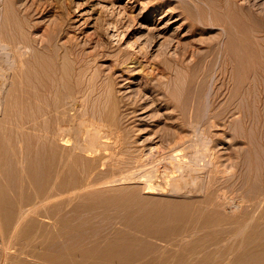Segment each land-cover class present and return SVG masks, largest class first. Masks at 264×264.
Wrapping results in <instances>:
<instances>
[{
  "label": "rangeland",
  "instance_id": "rangeland-1",
  "mask_svg": "<svg viewBox=\"0 0 264 264\" xmlns=\"http://www.w3.org/2000/svg\"><path fill=\"white\" fill-rule=\"evenodd\" d=\"M238 1L243 6H239ZM80 123L81 126H84L83 128H81ZM85 124L90 127L97 125L99 132L104 135L103 141L109 138L108 144H103L106 147L100 148L99 152L105 157L104 159L99 160L93 156H88L87 152L75 150L78 141L76 139H80L81 135L83 137L79 140L80 142L81 140H89V135L86 134L88 127ZM0 127V139H2L0 140V165L2 166V168L0 166V177L2 178H0V190H2L0 202L3 204L7 202L5 206L8 204L6 206V210L9 212H7L8 216L11 214L8 218L4 212V205L0 203L2 205L0 214L3 209V213H5L4 217L2 215L4 221L0 216L2 219L0 222V241L5 240L4 243L0 242V252L5 253V246L7 242L9 244L7 245L9 247L5 253L6 256L0 253V264H9V262L14 264L15 256L19 255L20 250L24 252L22 254L23 259L27 255V258H33L32 253L42 256L47 241L51 239L64 241L65 239L60 230L68 227L59 223L56 219L59 212L51 211V205L47 204L45 196L46 186L48 188L49 185L45 183L48 181L47 168L38 163V171L42 175H36L32 165L30 166L32 155L43 153L54 144L58 149L60 164L67 160V157L69 165L73 162L76 163L75 159L79 155L82 156L80 164L77 163L74 166L78 172L74 170L65 177L67 186L64 194H67L64 198L66 197L68 204L66 203L62 214H66V217L73 216L74 222H78L77 220L87 222H84L85 231L83 229V232L77 230L78 233L82 232L84 238H89L91 232V235H95L93 237L95 239L98 230H100L98 235L101 236L97 235V238H102L103 234V238L104 236L107 237L105 233L112 236L120 230L127 231L128 234L132 233L142 240L146 238L155 244V250L159 247L163 249L157 250L161 254L153 250L145 255V257L149 256L146 259L151 257L150 260L154 261V264H180L181 262H178L180 256L186 255L189 249H192L188 248L191 246L195 249L191 250L192 252L189 251V256H182L184 260L181 257V264L186 262L190 264L193 261L189 259L190 257L195 261L192 264H202V262L214 264L220 258L222 259L216 264H221V261L222 264H235L237 261V264H259L261 262L262 259L254 261L255 258L252 256L250 259L251 256L248 255L264 247L262 246V244L264 245V215H261L264 214V200H262L264 199V0H0ZM75 128L79 130L77 133ZM110 128H113L114 131ZM115 128L119 132L115 131ZM81 129L83 133H81ZM60 130L64 131L60 132ZM68 130L74 131V133H69V135ZM111 130L114 132L113 134ZM74 134H78L79 138ZM61 135H69L67 139L72 140L66 143ZM111 135L116 138L111 137ZM73 136L76 137L73 138ZM114 139L115 141L117 139L118 142H115ZM3 140H6L8 144L4 143ZM119 143L124 144L123 148ZM112 144L119 146L118 148L121 150L118 148V151L115 150L116 146ZM6 145H9V148ZM10 145L12 146L10 147ZM111 147L115 149L112 150ZM107 149L110 150V153H106ZM138 150L141 151L140 154ZM112 151L118 154L112 155ZM132 154H138V158ZM108 157L109 159L113 158L112 162L115 159L116 164L115 162L112 163ZM143 157L144 159H142ZM153 157L154 163H151ZM157 158L159 159L157 160ZM94 159L95 167H100L101 171L97 185H94L96 188L93 187L102 190V196L107 199L113 196L124 198L125 208L117 207L114 204L116 200L113 199L109 202H99L98 206L88 210H79L80 212L73 210L75 204H71L72 198L76 200L80 198L82 200L76 202L83 203L88 201L83 196L91 195L89 192L92 191L89 190L91 186L79 185V181L82 182L81 179L85 181L87 162ZM133 159H139L136 160L138 164ZM142 160L148 163L143 162L142 164ZM103 161L105 166H108L106 169H103L105 168L104 165L102 167ZM155 161H158V164ZM163 162L167 163L168 166ZM185 162L187 163L185 164ZM146 165L149 169H146ZM151 165L156 167L160 174L152 173L154 168ZM115 166L116 168H114ZM136 167L137 170L144 168L147 172L153 169L148 172L150 175H147L145 180V175L148 173L144 174L142 169L140 173L139 171L137 174L135 173L138 177L135 174L132 177L133 174L131 175V173L132 171L133 173L136 172ZM159 167L163 172L159 170ZM3 168L5 170L6 168L7 170L14 168L15 170L10 175L9 171L6 173ZM163 168L169 172H164L165 169ZM178 168L179 170L184 168V170H180V172L177 170ZM189 169L195 172L190 173ZM176 172L177 174H175ZM183 173L185 174L183 175ZM140 174L142 176L144 174L143 180L139 176ZM153 174L154 176L157 175V178H154ZM115 175L119 177V180L116 179L117 176ZM174 175H178L176 176L178 178L180 176L186 177L185 181L181 177L183 180L181 181L186 185V188L187 185L188 187L190 185L189 189L193 188L191 185L194 186V190L191 189V192H195L197 187L205 188L203 189L204 192L200 189L204 195L200 193L199 189L196 190L199 191L198 193L195 192L196 197L199 196L197 199L206 196L205 194H208L211 189H218L219 191H216L213 198L217 203L222 201L223 205L220 204L221 206L217 207L213 206L215 204L206 202L201 204L194 202L186 205L182 209L184 219L181 225L168 230L161 235L162 238H154L126 226L121 217L124 212L130 211V208L131 210L147 212L163 205L166 199L184 200L188 198L189 200L191 197L192 199L195 198L193 192L189 196L190 190L187 194L188 188L184 190L185 186L178 187L181 183L180 178L177 183L179 185L176 186L177 181L175 182V180L177 178ZM242 176L245 177L242 178ZM11 177H15V180ZM127 178L133 181L131 182ZM131 178H135V180ZM169 178H173L171 181L175 182L176 185ZM72 179L77 182H72ZM105 179L109 182H105ZM125 179L129 182L124 181ZM153 179L155 180L153 181ZM202 179L203 181H201ZM60 181H62L61 178L56 179L57 184ZM148 181L151 185L156 184L158 187L153 186L149 189L151 185ZM17 182L19 185L16 184ZM111 182L115 185H112ZM213 182H216V185ZM146 183L149 186L145 185ZM171 184L175 185V190L173 189L174 186L170 188ZM8 186L10 190L7 188ZM97 186L99 187L97 188ZM83 189L84 191H82ZM73 191H76L77 197ZM216 195L217 197H215ZM68 197H71V202ZM248 197L249 199H247ZM57 199H60L59 194ZM40 201L42 205L39 204ZM13 202H15L16 208H14ZM244 202L247 204L245 205ZM239 204L240 207L237 206ZM258 204L259 207L256 208ZM210 205L212 206L210 207ZM31 206L32 208L35 206L33 210L37 209L33 212ZM20 207L24 208L20 210ZM23 209L25 210L23 211ZM212 209L216 211L212 212ZM106 210L107 212L101 215ZM113 210L115 211L113 212ZM27 211L29 212L25 214ZM31 211L32 213H30ZM42 212L46 214L45 218L41 214ZM81 212H88L89 215L88 213L82 215ZM34 213L37 215L34 216ZM26 215L34 218L30 219L25 217ZM97 215L102 217L98 216L97 218ZM109 215L110 218L108 219ZM89 217H93L96 221L92 219L89 223V220L86 219ZM49 218L54 221L51 220L49 223ZM99 218L101 221L98 220ZM25 219L31 221L27 223ZM33 219L35 223L39 221L36 224L35 232L30 235L26 233L27 236H25L22 232L24 227L21 226L23 224L26 226L27 224H35ZM197 219L199 221L196 222ZM18 220H23V222L20 221L22 224H19ZM218 220L221 223H217ZM242 221L244 223L241 226ZM42 222H47V224ZM194 222L197 224H193ZM76 224L74 223V225ZM90 224H94L95 227ZM219 224H223V227L221 225L220 228ZM51 225L53 226L52 229ZM15 226H20V228L15 230ZM185 227L188 228V231ZM57 230H59V234L56 233ZM16 231H21L22 236L19 232L17 235ZM77 231L74 232L77 234ZM92 231L96 234L94 232L92 234ZM249 231L250 233H248ZM257 231H260V237H258ZM42 232L44 233L40 234ZM74 232L70 231L66 237L72 236ZM189 232L192 233H190L191 238ZM76 234L74 235L79 237L80 234ZM16 239L22 244L17 243ZM12 241L17 242L14 245ZM29 241L31 248H29L30 245H27ZM24 243L27 244L24 245ZM256 244L261 246H256ZM34 245L36 246L34 247ZM33 247L36 249L34 250ZM30 249L36 253L32 250L30 252ZM197 252L201 256L200 258H198ZM154 253L159 254V256ZM8 255H10L9 261L7 260ZM154 255L155 257H152ZM204 255L208 262L204 259ZM195 256L201 259V263ZM4 257H6L5 260ZM208 257L211 259L208 260ZM33 259L42 260L35 257ZM165 259L168 260L165 262ZM174 260L177 261L174 263ZM244 260L245 262H243ZM2 261L3 263H1ZM158 261L160 262L158 263Z\"/></svg>",
  "mask_w": 264,
  "mask_h": 264
},
{
  "label": "bare ground",
  "instance_id": "bare-ground-1",
  "mask_svg": "<svg viewBox=\"0 0 264 264\" xmlns=\"http://www.w3.org/2000/svg\"><path fill=\"white\" fill-rule=\"evenodd\" d=\"M165 1H168V0H165ZM170 1V0H169ZM141 3H143V2H141ZM172 3V2H171ZM238 3V5L239 6H243L242 4H239V1L237 2ZM227 10H229L228 8H227ZM227 21V20H226ZM234 27V26H233ZM227 29V28H226ZM236 29V28H235ZM238 30V29H237ZM18 48H19V46H18ZM26 49V48H25ZM27 50V49H26ZM26 50H24L25 52H26ZM19 51H20V49H19ZM24 54V53H23ZM20 55V54H19ZM21 55H22V53H21ZM231 59V58H230ZM230 62V61H229ZM232 62V61H231ZM232 65V64H231ZM250 92V91H249ZM254 92V91H253ZM124 103V102H123ZM126 106V105H125ZM134 108V107H133ZM125 109V108H124ZM132 110V109H131ZM134 111H136V110H134ZM126 112V111H125ZM130 113V112H129ZM124 114V113H123ZM133 114V113H132ZM74 119H76V117H74ZM87 121V120H86ZM80 122V121H79ZM79 122H77V123H79ZM91 122V121H90ZM84 123V122H83ZM71 125V124H70ZM86 125V124H85ZM91 126H92V124H90ZM58 126V125H57ZM72 126V125H71ZM78 126H79V124H78ZM80 126H81V123H80ZM87 126V125H86ZM97 125H93V127H90V126H87L88 128V131H87V135H89V140L87 139V140H85V141H83V140H81V142L83 141V143H81L79 140L80 139H82L81 137H83L82 135H81V133H83L82 132V129H81V133H79L81 136H80V139H76V141L78 142H76V141H74V142H76V151L78 150V151H83V152H87L88 153V156H93L94 158H96V159H99V160H101L102 158L104 159L105 157L102 155V154H100L99 152H100V148H102V147H106L105 145L103 146V144L105 143V144H108L107 143V140L109 139L108 137V139H105V141H103L102 140V138L104 137V135H102L100 132H99V130H98V128L96 127ZM84 126L82 125L81 126V128H83ZM59 129H60V127H58ZM79 128V127H78ZM78 128H77V130H76V128L74 129V130H76V133L80 130V128H79V130H78ZM86 128V127H85ZM84 128V129H85ZM90 128V129H89ZM102 128V127H101ZM117 128V127H116ZM115 128V131L117 130ZM0 129H1V127H0ZM63 129H65V128H63ZM67 129V128H66ZM87 129H85V130H87ZM100 129V128H99ZM107 129V128H106ZM106 129H104V130H106ZM109 129V128H108ZM110 129H113V128H110ZM73 130V129H72ZM85 130H83V131H85ZM102 130H103V128H102ZM64 131V130H63ZM63 131H61L60 130V132H63ZM93 133H92V132ZM110 131V130H109ZM113 131H114V129H113ZM112 130H111V132H112V134L114 133ZM52 132H54V131H52ZM67 132V131H66ZM106 132V131H105ZM110 132V133H111ZM117 132H119L118 130H117ZM116 132V133H117ZM55 133V132H54ZM57 133V132H56ZM73 134L74 133V131L73 132H71V131H69L68 130V134ZM85 133V132H84ZM65 134H67V133H65ZM69 134V135H70ZM85 134V135H86ZM1 135V134H0ZM11 135V134H10ZM69 135H64L65 137H66V139H65V137L64 136H62V138H64V140H65V142L67 143V141L68 142H70L71 140H69V139H67L68 137L67 136H69ZM74 135H76V134H74ZM84 135V136H85ZM118 135H120L119 133H118ZM78 138H79V135L77 134L76 135ZM76 136H73V138L74 137H76ZM108 136V135H107ZM110 136V135H109ZM7 137V136H6ZM8 137H9V135H8ZM56 137H57V135H56ZM71 137V136H70ZM88 137V136H87ZM111 137H113L112 135H111ZM110 137V138H111ZM118 137V136H117ZM121 137H123L122 135H121ZM57 138H59V137H57ZM61 138V139H62ZM72 138V137H71ZM113 138H116L115 136L113 137ZM7 139V138H6ZM52 139H54V138H52ZM60 139V140H61ZM85 139V138H84ZM112 139V138H111ZM119 139V138H118ZM123 139V138H122ZM0 140H2V139H0ZM58 140V139H57ZM102 140V141H101ZM133 140V139H132ZM4 141V140H3ZM54 141H56V139H54ZM62 141H63V139H62ZM62 141H61V143H62ZM114 141H115V139H114ZM116 141H117V139H116ZM115 141V142H116ZM120 141H122V142H124L123 140H120ZM119 141V142H120ZM6 142V140L4 141V143ZM52 142V141H51ZM51 142H50V144H51ZM58 142V141H57ZM74 142H71L72 144L74 143ZM111 142V141H110ZM118 142V141H117ZM121 142V143H122ZM3 143V142H2ZM7 143V142H6ZM47 143H49V142H47ZM54 143V142H53ZM59 143V142H58ZM65 143V144H66ZM70 143V144H71ZM121 143H119L120 145H121ZM135 143V142H134ZM133 143V144H134ZM8 144V143H7ZM14 144H15V142H14ZM13 144V145H14ZM62 144H64V142L62 143ZM111 144V143H110ZM115 144V143H114ZM114 144H112V145H114ZM117 144V143H116ZM5 145V144H4ZM59 145V144H58ZM67 145H69V144H67ZM124 145V144H123ZM123 145H121V148H123L122 146ZM7 146V145H6ZM12 145H10V147H11ZM33 146V145H32ZM36 146V145H35ZM43 146V145H42ZM73 146V145H72ZM110 146V145H109ZM114 146H116V145H114ZM113 146V147H114ZM113 147H111L110 149H112V150H114L115 148V150H117L118 151V147L119 146H116L114 149H113ZM5 148V147H4ZM7 148H9V145L7 146ZM6 148V149H7ZM67 148H69V147H67ZM108 148V147H107ZM118 148V149H117ZM14 149V148H13ZM34 149H35V147H34ZM45 149V148H44ZM74 149V148H73ZM158 149V148H157ZM29 150V149H28ZM61 150V149H60ZM71 150V149H70ZM119 150H121V149H119ZM142 151H143V149H141ZM62 151H63V149H62ZM68 151H69V149H68ZM74 151V150H73ZM109 151V152H108ZM129 151V150H128ZM139 151V150H138ZM154 151V150H153ZM156 151V150H155ZM64 152V151H63ZM62 152V154H64ZM105 152H106V150H105ZM113 152V153H112ZM111 153H112V155L113 154H118V153H115L114 151H112ZM122 152V151H121ZM140 152L141 151H139V154H140ZM3 153V152H2ZM6 153H7V151H6ZM28 153H29V151H28ZM87 153H85V154H87ZM106 153H110V150H108L107 149V152ZM119 153H120V151H119ZM133 153V152H132ZM153 153V152H152ZM22 154V153H21ZM73 154V153H72ZM121 154V153H120ZM142 154H143V152H142ZM203 154V153H202ZM13 155V154H12ZM98 155V156H97ZM108 155H110V154H108ZM115 155V156H116ZM121 155H123V154H121ZM130 155H131V151H130ZM129 155V156H130ZM132 155H136V154H132ZM155 155V154H154ZM16 156H18L17 154H16ZM68 156V155H67ZM138 156V154L136 155V158H138L137 157ZM163 157H164V155H162ZM166 156V155H165ZM209 156V155H208ZM212 156V155H211ZM5 157V156H4ZM65 157V156H64ZM116 157H118V156H116ZM148 157V156H147ZM160 157V156H159ZM8 158H10V157H8ZM89 158V157H88ZM91 158V157H90ZM119 158H120V156H119ZM118 158V159H119ZM126 158V157H125ZM129 158V157H128ZM131 158V157H130ZM156 158V157H155ZM161 158V157H160ZM187 158V157H186ZM192 158H193V156H192ZM216 158V157H215ZM12 159H13V157H12ZM25 159V158H24ZM70 159V158H69ZM107 159V158H106ZM108 159H109V157H108ZM117 159V158H116ZM124 159V158H123ZM142 159H144V157L142 158ZM150 159H152V158H150ZM159 158H157V160H158ZM162 159V158H161ZM173 159V158H172ZM189 159V158H188ZM3 160H4V158H3ZM9 160H11V159H9ZM71 160V159H70ZM69 160V161H70ZM81 160H82V156H78L76 159H75V162L76 163H71L70 165H69V162H68V157H67V160H65L62 164H60L59 163V158H58V149H57V146H55V144H54V146H50V147H48V149H46L45 150V152H43V153H35V155H32L31 156V163H30V166L32 165V167H33V171L35 172V174L36 175H38V174H41V173H39V171H38V163H40V164H42L43 166H44V168H47L46 170H47V179H48V181L47 182H45V183H47V184H49L48 185V188H47V186H46V190L47 191H45L46 192V195H45V193H44V195L46 196V200H47V204L50 206L51 205V209H50V207L48 206V208L51 210V211H53V212H59V215L57 216V218L56 219H58V221H59V223L60 224H62L63 226L65 225V227H68V228H64V229H62V230H60L61 232L60 233H62L63 234V236L65 237V239H64V241H57V240H54V239H51V240H49V241H47V243H46V246H45V252L43 253V255L42 256H39V255H35L34 253H32V255L35 257V258H37V259H42V260H38V261H36V260H34L32 257L30 258H27L28 257V255H27V257H25L24 259H23V257H22V254L24 253L22 250H20V253H18L19 255H17V256H15V263L14 264H154L153 262L154 261H152V260H150L151 259V257H150V259H146V258H148L149 256H147V257H145V255H147L148 253H150V252H152L153 250H155V244L154 243H152L151 241H148V240H146V238H144L143 240H145V241H143L140 237L139 238H137V237H135V235H133L132 233H130V234H128V232L127 231H118V232H115L114 230H112V231H114L113 233H114V235L112 234V236H111V234H108V233H105V234H107V237H105L104 236V238H103V235H102V238H99L100 236L98 235V233L100 232V230H98L99 232L96 234L94 231H92V234H93V232L96 234V238L94 239L93 237L95 236V235H91V232H90V237L88 238V237H86V238H84V235L82 234V232H83V230H84V228H85V225H84V222L85 223H87L86 221H80L79 222V220H77L78 222H74V219L72 218V217H66L65 215L66 214H62L63 212H64V208H65V206H66V203L68 202V201H66V197L64 198V196L67 194H64L65 193V188H66V186H67V184H66V179H65V177L66 176H69V175H67L69 172H73L74 170H76L75 169V165L77 164V163H79V162H81ZM110 161L111 160H113V158L111 159H109ZM108 160V161H109ZM137 160V159H136ZM135 159H133V161H136ZM139 160V159H138ZM137 160V161H138ZM146 160V159H145ZM153 162L151 161V163H154V157H153ZM194 160V159H193ZM7 161V160H6ZM104 161H106V160H104ZM104 161H103V163H102V167H103V165H104V167L105 168H103V169H106V167H108V166H105V164H104ZM110 161H109V163H110ZM137 161H136V163H137ZM147 161V160H146ZM146 161H141L142 162V164H143V162H145L146 163ZM150 161V160H149ZM165 161V160H164ZM170 161V160H169ZM176 161V160H175ZM191 161V160H190ZM2 162V161H1ZM4 162V161H3ZM2 162V163H3ZM17 162V161H16ZM45 162V163H44ZM107 162V161H106ZM112 162V161H111ZM113 162H115V164H116V161H115V159H114V161ZM112 162V163H113ZM167 162V161H166ZM171 162V161H170ZM212 162V161H211ZM136 163H133V164H136ZM144 163V164H145ZM148 163V162H147ZM146 163V164H147ZM155 163H157L158 164V161L156 162L155 161ZM159 163H160V160H159ZM172 163V162H171ZM182 163H184V162H182ZM182 163H180V164H182ZM187 162H185V164H186ZM215 163V162H214ZM8 164V163H7ZM24 164V163H23ZM80 164V163H79ZM111 164V163H110ZM132 164V165H133ZM138 164V163H137ZM140 164V163H139ZM163 164H165L164 162H163ZM162 164V165H163ZM173 164V163H172ZM4 165V164H3ZM18 165V164H17ZM25 165V164H24ZM106 165H108L107 163H106ZM161 165V164H160ZM161 165V166H162ZM166 166H168V164L166 163L165 164ZM188 165V164H187ZM192 165V164H191ZM1 166V165H0ZM111 166V165H110ZM137 166V165H136ZM147 166L148 165H146V169H149V168H147ZM152 166V165H151ZM154 166H156V164H154ZM157 166H159V165H157ZM160 166V167H161ZM176 166V165H175ZM190 166V165H189ZM215 166V165H214ZM7 167V166H6ZM15 167H17V166H15ZM26 167V166H25ZM25 167H24V169H25ZM42 167V166H41ZM138 167V166H137ZM137 167H136V172L134 171V173H133V171H132V173H131V175H132V177L133 176H135L136 174H137V172L139 171V173H140V170L142 169L143 170V173L144 174H146V173H148V172H150L152 169H150L148 172L147 171H145L144 170V168H141L140 170L138 169L137 170ZM140 167H142V166H140ZM150 167V166H149ZM159 167V168H160ZM171 167V166H170ZM183 167V166H182ZM218 167V166H217ZM220 167V166H219ZM1 168H2V166H1ZM8 168V167H7ZM7 168H6V173H7V171H9V174L10 175H12V173L14 172V168H9L10 170H7ZM78 169H79V167H77ZM84 168V167H83ZM100 168V167H99ZM98 168V166H96L95 167V159L94 160H89L88 162H87V167H86V178H85V181L83 180V179H81V181L82 182H80L79 181V185H87V186H91L90 188H89V190H92V191H89V192H91V195H86V196H83L84 198H86L87 200H85L84 198H83V200H85V201H87V202H83V203H77L76 201H81L80 200V198L78 199V200H76V199H74V198H72V200H73V202H76V203H71L72 205L73 204H75L74 206H73V210L74 211H81V210H83V209H89V208H95L96 206H98V204H99V202H109V201H111V200H113V199H115L116 200V202L114 203L115 205H117V207H120V208H125V204H124V198H121V197H118V196H113V197H111L110 199H107V198H105L104 196H102V190H99V189H95L96 188V186H94L95 184L97 185V181H98V178L100 177V169ZM113 168V167H112ZM114 168H116V166L114 167ZM158 168V169H159ZM167 169H169V167H166ZM172 168V167H171ZM181 168V167H180ZM185 168V167H184ZM184 168L183 169H180V170H184ZM197 168V167H196ZM211 168V167H210ZM216 168V167H215ZM2 169V170H3ZM18 169V168H17ZM16 169V171L18 172V170ZM27 169V168H26ZM30 169H32V168H30ZM102 169V170H103ZM109 169V168H108ZM157 168L155 167L154 168V170L152 171V173H155V174H157L158 172H157V170H156ZM163 169H165V168H163ZM176 169V168H175ZM187 169V168H186ZM198 169V168H197ZM3 170V171H4ZM80 170V169H79ZM156 170V171H155ZM159 170H162L161 168L159 169ZM158 170V171H159ZM177 170H179V168L177 169ZM179 170V171H180ZM188 170V169H187ZM190 170V169H189ZM211 170V169H210ZM41 171H43V170H41ZM77 171V170H76ZM106 171V170H105ZM108 171V170H107ZM110 171V170H109ZM121 171H123V170H121ZM127 171V170H126ZM155 171V172H154ZM165 171H168L169 172V170H164V172ZM171 171V170H170ZM20 172V171H19ZM78 172V171H77ZM111 172V171H110ZM120 172V171H119ZM142 172V171H141ZM160 172V171H159ZM162 172H163V170H162ZM172 172V171H171ZM171 172L170 173H168V177H169V174H171ZM181 172V171H180ZM185 172V171H184ZM190 173H193V172H195V171H193L192 172V170H190L189 171ZM188 172V173H189ZM203 172V171H202ZM104 173V172H103ZM129 173V172H128ZM126 174V175H128L129 177H131L129 174ZM136 173V174H135ZM138 173V174H139ZM186 173V172H185ZM185 173H183V175L185 174ZM190 173H189V175H190ZM198 173V172H197ZM3 174V173H2ZM19 174V173H18ZM54 174H55V176H54ZM80 174V173H79ZM106 174H108L107 172H106ZM116 174V173H115ZM120 174V173H119ZM135 174V175H134ZM144 174H143V176L140 174L139 176H141V178L142 177H144ZM158 174H160V173H158ZM175 174H177V172L175 173ZM179 174H181V173H179ZM5 175V174H4ZM22 175V174H21ZM20 175V176H21ZM42 175V174H41ZM40 175V176H41ZM83 175V174H82ZM124 175V174H123ZM126 175H124V176H126ZM147 175H150L149 173L148 174H146L145 175V180H146V178L148 177ZM162 175V174H161ZM160 175V176H161ZM164 175H165V173H164ZM167 175V174H166ZM3 176V175H2ZM7 176H8V174H7ZM18 176V175H17ZM110 176H111V174H110ZM115 176H117V175H115ZM127 176V177H128ZM137 176V175H136ZM147 176V177H146ZM153 176H154V174H153ZM157 176V175H156ZM156 176H154V178L156 177ZM175 176V175H174ZM173 176V177H174ZM176 176H178V175H176ZM175 176V177H176ZM195 176V175H194ZM198 176V175H197ZM6 177V176H5ZM16 177V176H15ZM14 177V178H15ZM32 177V176H31ZM42 177V176H41ZM74 177H76V176H74ZM114 177V176H113ZM121 177V176H120ZM138 177V176H137ZM137 177H136V179H137ZM167 177V176H166ZM171 177V176H170ZM181 177H182V179H184V181H185V178H184V176H180L179 178H180V181L182 180L181 179ZM245 177V176H244ZM243 176H242V178H244ZM251 177V176H250ZM254 177V176H253ZM1 178V177H0ZM8 178V177H7ZM12 178V177H11ZM14 178H12V179H14ZM18 178V177H17ZM21 178V177H20ZM59 179V178H61L62 179V181H60V183L59 184H57L56 183V179ZM119 177L117 176V180H119L118 179ZM123 178H126V177H123ZM150 178L152 179V176H150ZM157 178V177H156ZM159 178V177H158ZM177 178V180H175V182H176V184L178 183V177H176ZM176 178H174V179H176ZM195 178V177H194ZM199 178V177H198ZM255 178V177H254ZM2 179V178H1ZM128 179V178H127ZM127 179H125L124 181H127ZM131 179H134L135 180V178H131ZM160 179V178H159ZM162 179V178H161ZM170 179V178H169ZM168 179V180H169ZM173 179V178H172ZM172 179H170V181L172 180ZM217 179V178H216ZM5 180V179H4ZM15 180V179H14ZM32 180V179H31ZM38 180V179H37ZM115 180V179H114ZM117 180H115V181H117ZM129 180V179H128ZM141 180V179H140ZM142 180H143V178H142ZM148 180V179H147ZM150 180V179H149ZM155 179H153V181H154ZM167 180V179H166ZM187 180V179H186ZM200 180V179H199ZM3 181V180H2ZM1 181V182H2ZM8 181V180H7ZM18 181V180H17ZM74 181H76V180H73L72 179V182H74ZM113 181V180H112ZM115 181H114V183H115ZM121 181V180H120ZM119 181V183H121ZM129 181H131V180H129ZM129 181H127V183L129 182ZM133 181V180H132ZM131 181V182H132ZM137 181V180H136ZM151 181V180H150ZM152 181V182H153ZM157 181V180H156ZM170 181H167V182H170ZM174 181V180H173ZM179 181V182H180ZM183 181V180H182ZM181 181V183H183ZM201 181H203V179L201 180ZM211 181V180H210ZM250 181H251V179H250ZM14 181L12 180V183H13ZM43 182V181H42ZM49 182V183H48ZM68 182V181H67ZM77 182V181H76ZM76 182H74V183H76ZM104 182V181H103ZM105 182H107L106 181V179H105ZM109 182V181H108ZM107 182V183H108ZM138 182H139V179H138ZM149 182V181H148ZM151 182V183H152ZM158 182V181H157ZM166 182V181H165ZM164 182V183H165ZM172 182V181H171ZM170 182V183H171ZM175 182H172L173 184H175ZM186 182H188V180L186 181ZM193 182V181H192ZM197 182H199V181H197ZM196 182V183H197ZM247 182V181H246ZM255 182V181H254ZM113 183V184H114ZM125 183V182H124ZM136 183V182H135ZM156 183V182H155ZM180 183V186H178L179 184H175L176 186H178V187H181V185H183V186H185V189L184 190H186L187 188V190H186V192H187V194L189 193V192H191V189H193L194 188V186H192L191 185V187H193V188H190L189 189V187H190V185H189V187H188V185H187V188H186V185H184V183L183 184H181ZM190 183V182H189ZM189 183H187V184H189ZM199 183H203V182H199ZM215 183V185H216V182H213V184ZM2 184V183H1ZM9 185H10V182L8 183ZM16 184H18L19 185V183L17 182ZM24 184V183H23ZM44 184V183H43ZM70 184H71V182H70ZM104 185H105V183H103ZM111 184H112V182H111ZM112 184V185H113ZM118 184V183H117ZM131 184V183H130ZM134 184V183H133ZM143 184V183H142ZM141 184V185H142ZM149 184H150V182H149ZM149 184H145V185H147V186H149ZM162 184V183H161ZM167 184V183H166ZM173 184H171L170 185V188H171V186L173 187L174 186V190H175V185H173ZM186 184V183H185ZM206 184H208V183H206ZM210 184V183H209ZM218 184V183H217ZM249 184V183H248ZM252 184V183H251ZM99 185V184H98ZM115 185V184H114ZM151 185V184H150ZM194 185H196V186H199V185H197V184H194ZM212 185V184H211ZM242 185V184H241ZM74 186V185H73ZM95 188H94V187ZM100 186V185H99ZM99 186H97V188L99 187ZM107 186H109L108 184H107ZM107 186H104V187H107ZM121 186V185H120ZM125 186V185H124ZM144 186V185H143ZM158 187V185L156 186V184H154V185H151V186H149V189H151L152 187ZM166 186H168V185H166ZM183 186H182V188H183ZM195 186V187H196ZM201 186V185H200ZM204 186V185H203ZM250 186V185H249ZM251 186H253V185H251ZM255 186V185H254ZM5 187V186H4ZM17 187V186H16ZM15 187V188H16ZM77 187V186H76ZM85 187V186H84ZM100 187H103V186H100ZM116 187V186H115ZM163 187V186H162ZM177 187V188H178ZM206 187V186H205ZM208 187V186H207ZM206 187V188H207ZM211 187V186H210ZM213 187V186H212ZM215 188H216V186H214ZM217 187H219V186H217ZM241 187V186H240ZM8 189H9V186L7 187ZM14 188V187H13ZM68 188V187H67ZM88 188V187H87ZM147 188V187H146ZM145 188V189H146ZM169 188V187H168ZM203 188V187H202ZM234 188V187H233ZM22 189V188H21ZM80 189V188H79ZM148 189V188H147ZM166 189V188H165ZM197 189H199V191H200V193H202L203 194V192H204V190L203 189H205V188H203V189H201V187L199 188V187H197ZM196 189V190H197ZM203 191H201V190ZM211 189V188H210ZM225 189V188H224ZM251 189H252V187H251ZM254 189V188H253ZM255 189H256V187H255ZM10 190V189H9ZM9 190H8V192H9ZM15 190V189H14ZM45 190V189H44ZM67 190V189H66ZM85 190H86V188H85ZM167 190V189H166ZM177 190V189H176ZM190 190V191H189ZM194 190V189H193ZM195 190V192H199V191H196ZM240 190V189H239ZM71 191V190H70ZM77 191V190H76ZM76 191H73L74 192V195H76ZM81 191V190H80ZM82 191H84V189L82 190ZM181 191H183V190H181ZM189 191V192H188ZM207 192H208V190H206ZM216 191H219L218 189H211V191L208 193V194H205L206 196H204V197H200L199 199H197L198 197H196V193L194 192V191H192L193 193H194V195H195V198H193L192 199V197H191V199L189 198V200H188V198H186V199H184V200H177V199H175V200H173V198L172 199H166V200H164V203H163V205H160L158 208H155L154 210H148L147 212H144V211H142V210H131V208H130V211H127L126 213L124 212L123 213V216L121 217L122 219V221H123V223L126 225V226H128L129 228H134V229H136L137 231H139V232H141V233H144L145 235H148V236H153L154 238H156V237H158V238H160L161 237V235H163L164 233H166L168 230H172L173 228H175L176 226H178L179 224L181 225V222L183 221V212H182V209L186 206V205H189V204H193L194 202H198V203H203V202H206V203H210V204H215V205H213V206H217V207H220L221 205L220 204H222L223 205V203H222V201H218L219 203H217L216 201H215V199L213 198V195H215L216 194ZM224 191V190H223ZM222 191V192H223ZM227 191V190H226ZM225 191V192H226ZM231 191V190H230ZM0 192L2 193V190H0ZM14 192V191H13ZM22 192H23V190H22ZM172 192H174V191H172ZM186 192H185V194H186ZM192 192L191 193H189V196H191L192 195ZM207 192H205V193H207ZM228 192V191H227ZM247 192V191H246ZM87 193V192H86ZM177 193V192H176ZM179 193V192H178ZM219 193H221V192H219ZM229 193V192H228ZM231 193V192H230ZM4 194V193H3ZM19 194V193H18ZM59 194V198L60 199H57V195ZM69 194V193H68ZM72 194V193H71ZM82 194V193H81ZM184 194V195H185ZM226 194V193H225ZM238 194V193H237ZM246 194V193H245ZM249 194H251V193H249ZM2 195V194H1ZM6 195V194H5ZM20 195H21V192H20ZM144 195V194H143ZM204 195V194H203ZM217 195H218V193H217ZM217 195L215 196V197H217ZM228 195V194H227ZM264 195V194H263ZM7 196V195H6ZM23 196V195H22ZM45 196H43L44 197V199H45ZM68 196H70V194L68 195ZM78 196V194L76 195V197ZM146 196H148V195H146ZM241 196V195H240ZM248 196H251V195H248ZM1 197V196H0ZM4 197V196H3ZM36 197V196H35ZM80 197V196H79ZM149 197V196H148ZM220 197V196H219ZM219 197H218V199H219ZM221 197H223V196H221ZM246 197V196H245ZM258 197V196H257ZM6 198V197H5ZM20 199H21V197H19ZM68 198H70V202H71V197H68ZM238 198V197H237ZM244 198V197H243ZM253 198V197H252ZM260 198V197H259ZM25 199V198H24ZM23 199V200H24ZM37 200H38V198H36ZM147 199V198H146ZM156 199V198H155ZM180 199V198H179ZM183 199V198H182ZM240 199V198H239ZM247 199H249V197L247 198ZM247 199H245V200H247ZM10 200V199H9ZM34 200V199H33ZM36 200V201H37ZM42 200H43V198H42ZM41 200V201H42ZM69 200V199H68ZM153 200V199H152ZM231 200V199H230ZM262 200H264V199H262ZM7 201V200H6ZM41 201H40V203L39 204H41L42 205V203H41ZM136 201V200H135ZM134 201V202H135ZM226 201H227V199H226ZM236 201H238V202H240L239 200H236ZM242 201V200H241ZM244 201V200H243ZM260 201V200H259ZM4 202V201H3ZM31 202V201H30ZM228 202V201H227ZM263 202V201H262ZM0 203H2V202H0ZM7 203V202H6ZM6 203H2L3 205H4V207H5V210H4V212H6V214H7V217L9 218L10 216H11V214H10V216H8V211L6 210V206L8 205H6L5 206V204ZM14 204H13V206L14 205H16L15 204V202H13ZM23 203V202H22ZM33 203H35L34 201H33ZM43 203H46V202H43ZM150 203V202H149ZM226 203V202H225ZM224 203V204H225ZM229 203V202H228ZM228 203H227V205H228ZM243 203V202H242ZM21 204V203H20ZM68 204V203H67ZM70 204V203H69ZM128 204V203H127ZM236 204H238V203H236ZM244 204H245V202H244ZM247 204V203H246ZM245 204V205H246ZM1 205V204H0ZM35 205V204H34ZM40 205V206H41ZM46 205V204H45ZM71 205V206H72ZM132 205V204H131ZM130 205V206H131ZM147 205H149V204H147ZM206 205V204H205ZM208 205V204H207ZM230 205V204H229ZM232 205H233V203H232ZM244 205V206H245ZM21 206H23L22 204H21ZM36 206H37V204H36ZM109 206V205H108ZM138 206V205H137ZM212 205H210V207H211ZM226 206V205H225ZM231 206V205H230ZM238 207H240V204L239 205H237ZM0 207H2V205L0 206ZM25 207V206H24ZM24 207H20L19 209L21 210V208H24ZM30 207V206H29ZM35 206H33V208H34ZM117 207H115V208H117ZM136 207V206H135ZM209 207V206H208ZM207 207V208H208ZM234 207L236 208V205H235V202H234ZM242 207V206H241ZM252 207H255V206H252ZM257 207H259V204H258V206L256 205V208ZM261 207V206H260ZM14 208H16L15 206H14ZM27 208V207H26ZM33 208H32V206H31V210H33ZM42 208H43V206H42ZM45 209H46V207H44ZM47 208V210H49ZM67 208H68V206H67ZM66 208V209H67ZM127 208H128V206H127ZM231 208V207H230ZM35 209H37V208H35ZM34 209V210H35ZM70 209V208H69ZM99 209V208H98ZM97 209V210H98ZM101 209H103V208H101ZM111 209V208H110ZM109 209V210H110ZM129 209V208H128ZM144 209V208H143ZM147 209V208H146ZM195 209V208H194ZM226 209H228V208H226ZM255 209V208H254ZM3 210H2V213H3ZM9 210V209H8ZM19 210V212H21ZM25 209H23V211H24ZM34 210H33V212H34ZM41 210V209H40ZM49 210V211H50ZM94 210V209H93ZM93 210H90L91 212L93 211ZM112 210V209H111ZM115 210H117V209H115ZM115 210H113V212L115 211ZM125 210V209H124ZM206 210V209H205ZM210 210V209H209ZM231 210V209H230ZM232 210H234L233 208H232ZM252 210V209H251ZM30 211V210H29ZM29 211H27L25 214H27ZM44 211H46V210H44ZM79 211V212H80ZM123 211V210H122ZM194 211V210H193ZM192 211V212H193ZM208 211V210H207ZM213 211H216V210H214V209H212V212ZM8 212V213H7ZM36 212V211H35ZM40 212V211H39ZM39 212H38V214H39ZM47 212V211H46ZM71 212H72V210H71ZM89 212V211H88ZM88 212H86V213H88ZM90 212V213H91ZM104 212H107V210L106 211H103V213H101V215H103L104 214ZM109 212H112V211H109ZM204 212V211H203ZM210 212H211V210H210ZM209 212V213H210ZM221 212H222V210H221ZM233 212V211H232ZM0 214V216H1V218H2V215H3V217L5 216L4 214L5 213H3V214ZM14 213H15V210H14ZM30 213H32V211L30 212ZM29 213V214H30ZM37 213V212H36ZM50 213V212H49ZM82 213V215L85 213H83V212H81ZM85 213V214H86ZM244 213H245V211H244ZM21 214V213H20ZM28 214V215H29ZM35 214V213H34ZM41 214H43L44 215V218L46 217V214H44L43 212L41 213ZM68 214V213H67ZM71 214V213H70ZM119 214V213H118ZM125 214V215H124ZM198 214V213H197ZM202 214V213H201ZM204 214V213H203ZM207 214V213H206ZM13 215H15V214H13ZM37 214H35L34 216H36ZM48 215V214H47ZM74 215V214H73ZM76 215H77V213H76ZM81 215V214H80ZM88 215H89V213H88ZM87 215V216H88ZM205 215V214H204ZM208 215V214H207ZM236 215V214H235ZM262 216L264 215L263 213L261 214ZM17 216H18V214H17ZM22 216V215H21ZM24 216V215H23ZM40 216V215H39ZM48 216H51V215H48ZM98 216L99 217H102V216H100V215H97V218H98ZM119 216V215H118ZM251 216V215H250ZM250 216H249V218H250ZM262 216H260L261 218H262ZM15 217V216H14ZM19 217V216H18ZM25 217H28L27 215L25 216ZM24 217V218H25ZM41 217V216H40ZM39 217V218H40ZM80 218H82L81 216H79ZM96 217V216H95ZM108 217V216H107ZM188 217V216H187ZM197 217V216H196ZM203 217H205V216H203ZM240 217V216H239ZM260 217H258V218H260ZM0 218V222H2L1 220L3 219V221H4V218H2L1 219ZM21 218H23V217H21ZM28 218H30V217H28ZM32 218H34V217H31L30 219H32ZM43 218V217H42ZM43 218V219H44ZM110 218V215H109V217H108V219ZM214 218V217H213ZM243 218V217H242ZM5 219H7V218H5ZM13 219V218H12ZM38 219V218H37ZM36 219V220H37ZM41 219V218H40ZM39 219V220H40ZM50 219V218H49ZM86 219H88L89 220V223H91V221H92V219H94L93 217H89V218H86ZM101 218H99L98 220H100ZM120 219V218H119ZM199 219V218H198ZM196 220V222L197 221H199V220ZM24 220V219H23ZM23 220H18L19 221V224L21 223V222H23ZM25 220H27V219H25ZM51 220H53V219H50V221H49V223L51 222ZM95 220V219H94ZM103 220V219H102ZM113 220V219H112ZM190 220V219H189ZM193 220V219H192ZM204 220H205V218H204ZM241 220V219H240ZM240 220H238V221H240ZM246 220V219H245ZM6 221V220H5ZM8 221H9V219H8ZM21 221V222H20ZM31 220H27V223H29ZM54 221V220H53ZM71 221H73L74 223H77L76 225H74V223L73 222H71ZM96 221V220H95ZM101 221V220H100ZM202 221H203V219H202ZM13 222V221H12ZM33 222L35 223V220L33 219ZM56 222V221H55ZM103 222V221H102ZM113 222V221H112ZM116 222V221H115ZM185 222V221H184ZM196 222H194L193 224H195ZM231 222V221H230ZM6 223H7V221H6ZM9 223V222H8ZM10 223H11V221H10ZM9 223V224H10ZM15 223H16V220H15ZM18 223V222H17ZM38 223H39V221H38ZM37 222L35 223V224H27V226L26 225H22L21 227H24V229H23V231L22 232H24V235L27 233V234H32V233H34L35 232V229H36V224H38ZM42 223H46L47 224V222H42ZM53 223V222H52ZM51 223V224H52ZM89 223H88V225H89ZM97 223V222H96ZM217 223H221V221L220 220H218L217 221ZM233 223V222H232ZM235 223V222H234ZM242 223H244L243 221L241 222V226H242ZM1 224V223H0ZM14 224V223H13ZM22 224V223H21ZM99 224V223H98ZM101 224V223H100ZM113 224V223H112ZM120 224V223H119ZM189 224H191V222H189ZM197 224V223H196ZM247 224V223H246ZM15 225V224H14ZM42 225V224H41ZM54 225V224H53ZM55 225L57 226V224L55 223ZM61 225V226H62ZM72 225V226H71ZM90 225H94V224H90ZM124 225V226H125ZM186 225V224H185ZM220 225V224H219ZM222 225V227H223V224H221ZM221 225H220V228H221ZM225 225V224H224ZM230 225H232V224H230ZM239 225V224H238ZM258 225H260V224H258ZM264 225V224H263ZM11 226V225H10ZM39 226V225H38ZM52 226V225H51ZM104 226V225H103ZM107 226V225H106ZM192 226V225H191ZM209 226V225H208ZM218 226V225H217ZM217 226H215L216 228H218ZM234 226H236V225H234ZM12 227V226H11ZM44 227V226H43ZM60 227V226H59ZM94 227H95V225H94ZM201 227V226H200ZM215 227H214V229H215ZM258 227V226H257ZM256 227V229H258ZM260 227V226H259ZM20 228V226L18 227V226H15V230H18ZM41 228V227H40ZM47 228V227H46ZM53 228V226L51 227V229ZM57 228V227H56ZM102 228V227H101ZM127 228V227H126ZM178 228V227H177ZM194 228H195V225H194ZM202 228V227H201ZM236 228V227H235ZM240 228V227H239ZM242 228V227H241ZM251 228H252V226H251ZM0 229H1V227H0ZM6 229V228H5ZM5 229H3V232H5L4 230ZM13 229H14V227H13ZM45 229V228H44ZM54 229H55V226H54ZM70 231H72V232H74V231H77V230H81L82 232H80V233H78L79 231H77V234H76V232H74L73 233V235L72 236H69L68 235V237H66L67 236V233L69 234V230ZM83 229V230H82ZM103 229H105V228H103ZM111 229V228H110ZM113 229H115L116 230V228H113ZM133 229V230H134ZM182 229V228H181ZM185 229L187 230L188 228H186L185 227ZM211 229V228H210ZM234 229V228H233ZM247 229V228H246ZM260 229H261V227H260ZM259 229V230H260ZM11 230H12V228H11ZM47 230H48V228H47ZM59 230H57L56 231V233H58V231ZM132 230V229H131ZM245 230V229H244ZM251 230V229H250ZM262 230V229H261ZM7 232H8V230H6ZM10 231V230H9ZM14 231V230H13ZM20 231V232H21ZM68 231V232H67ZM85 231V230H84ZM108 231V230H107ZM176 231V230H175ZM188 231V230H187ZM187 231H185V232H187ZM191 231V230H190ZM201 231V230H200ZM199 231V232H200ZM210 231V230H209ZM219 231V230H218ZM252 231H254L253 229H252ZM256 231V230H255ZM1 232V231H0ZM7 232H6V235H7ZM11 232V231H10ZM17 232H19V231H16V234H17ZM20 232H19V234H20ZM21 232V233H22ZM53 232V231H52ZM67 232V233H66ZM97 232V231H96ZM127 232V233H126ZM177 232V231H176ZM179 232V231H178ZM192 232H194V231H192ZM213 232H215V231H213ZM224 232V231H223ZM258 232V231H257ZM12 233V232H11ZM10 233V234H11ZM44 232H42V233H40V234H43ZM49 233V232H48ZM47 233V234H48ZM55 233V234H56ZM110 233V232H109ZM190 233L191 232H189L188 234L190 235ZM217 233V232H216ZM221 233V232H220ZM248 233H250V231L248 232ZM260 233V231L257 233V235H258V237H260L259 234ZM9 234V233H8ZM9 234V235H10ZM12 234H14V233H12ZM15 234V236H17ZM23 234V233H22ZM59 234V233H58ZM74 234H76V235H79V237H77V236H75ZM82 234V235H81ZM133 236H132V235ZM185 234V233H184ZM187 234V235H188ZM192 234V233H191ZM194 234V233H193ZM198 234V233H197ZM253 234V233H252ZM255 234V233H254ZM264 234V233H263ZM2 235V234H1ZM21 235V234H20ZM19 235V236H20ZM23 235V236H24ZM34 236H37L36 234H33ZM71 235V234H70ZM97 235L99 236L98 238H97ZM110 235V237H108ZM179 235V234H178ZM212 235V234H211ZM245 235V234H244ZM13 236V235H12ZM14 236V237H15ZM22 236V235H21ZM20 236V237H21ZM25 236H27V235H25ZM80 236H82V237H80ZM87 236H89V235H87ZM91 236H92V238H91ZM182 236H183V234H182ZM11 237V236H10ZM10 237H9V239H10ZM18 237V236H17ZM17 237H15V238H17ZM19 237V238H20ZM29 237V236H28ZM41 237V236H40ZM143 237V236H142ZM178 237V236H177ZM188 237V236H187ZM225 237V236H224ZM228 237V236H227ZM257 237V236H256ZM255 237V238H256ZM6 239H7V237H5ZM5 238H3V239H5ZM13 238V237H12ZM15 238H14V240H15ZM18 238V239H19ZM30 238H32V237H30ZM38 238V237H37ZM62 238V237H61ZM162 238V237H161ZM176 237H174V239H175ZM181 238V237H180ZM190 238H191V235H190ZM189 238V239H190ZM221 238V237H220ZM24 239V238H23ZM63 239V238H62ZM172 239H173V236H172ZM171 239V240H172ZM184 239V238H183ZM17 240V239H16ZM20 240H22V239H20ZM31 240H33V239H31ZM61 240V239H60ZM160 240V239H159ZM176 240H177V238H176ZM175 240V241H176ZM187 240V239H186ZM193 240V239H192ZM215 240V239H214ZM218 240V239H217ZM229 240V239H228ZM231 240H232V238H231ZM264 240V239H263ZM2 241V243H4V241L3 240H1ZM0 241V242H1ZM18 241V240H17ZM16 241V242H17ZM22 241H24V240H22ZM28 241V240H27ZM183 241V240H182ZM226 241H227V239H226ZM253 241V240H252ZM13 243H14V241H12ZM16 242L14 243V245L16 244ZM25 242V241H24ZM186 242V241H185ZM229 242H230V240H229ZM232 242V241H231ZM235 242V241H234ZM248 242H249V240H248ZM247 242V243H248ZM256 242V241H255ZM17 243H19V241L17 242ZM28 243V242H27ZM26 243V244H27ZM30 241H29V244H27V245H30ZM44 243V242H43ZM174 243V242H173ZM173 243H171V244H173ZM253 243H254V241H253ZM261 243V242H260ZM264 243V242H263ZM10 244H11V242H10ZM19 244H22V242L21 243H19ZM25 243H24V245H26ZM185 244V243H184ZM183 244V245H184ZM216 244V243H215ZM241 244V243H240ZM5 245H6V243H5ZM7 245H9L8 244V242H7ZM5 246V253H6V250H7V248L9 247V246ZM24 245H21V246H24ZM36 245H37V243H36ZM36 245H34V247L36 246ZM187 245V244H186ZM190 245V244H189ZM222 245V244H221ZM225 245V244H224ZM242 245V244H241ZM247 245H249V244H247ZM253 245V244H252ZM258 245H260V244H258ZM257 244H256V246H258ZM17 246H18V244H17ZM38 246H39V244H38ZM165 246H166V244H165ZM181 246V245H180ZM188 246V245H187ZM205 246V245H204ZM227 246V245H226ZM244 246V245H243ZM254 246V245H253ZM261 246V245H260ZM259 246V247H260ZM262 246H264L263 244H262ZM1 247H3V245H1ZM25 247V246H24ZM32 246L30 245V247L29 248H31ZM33 247V248H34ZM183 247V246H182ZM219 247V246H218ZM221 247V246H220ZM17 248V247H16ZM160 248V247H159ZM159 248H157V250L159 249ZM164 248V247H163ZM188 248H192L191 250H193V249H195V248H193L192 246L191 247H188ZM216 248H217V245H216ZM230 248V247H229ZM231 248H232V246H231ZM230 248V249H231ZM234 248V247H233ZM2 249V248H1ZM4 249V248H3ZM11 249V248H10ZM36 248H34V250H35ZM184 249V248H183ZM186 249H187V247H186ZM209 249V248H208ZM213 249V248H212ZM218 249V248H217ZM255 249V248H254ZM12 250V249H11ZM32 249H30V252H35L34 250H32ZM157 250H155V251H157ZM160 250H163L162 248H160ZM190 249H189V251H191ZM197 250V249H196ZM213 250H215V248L213 249ZM212 250V251H213ZM219 250V249H218ZM228 250V249H227ZM2 251V250H1ZM37 251V250H36ZM187 251V250H186ZM189 251H188V253H189ZM199 251V250H198ZM158 253H160L159 251H157ZM168 252V251H167ZM183 252V251H182ZM192 252V251H191ZM195 252V251H194ZM204 252V251H203ZM229 252V251H228ZM249 252V251H248ZM0 253H3V252H0ZM5 253H3V254H5ZM36 253V252H35ZM38 253L40 254V252L38 251ZM184 253V252H183ZM187 253V252H186ZM188 253L186 254L187 256H189L188 255ZM196 253V252H195ZM220 253V252H219ZM155 254V253H154ZM161 254V253H160ZM165 254V253H164ZM197 254L199 255V253L197 252ZM204 254H206V253H204ZM217 254H218V252H217ZM216 254V255H217ZM232 254V253H231ZM153 255V254H152ZM156 255V254H155ZM155 255L154 256H152V257H155ZM171 255V254H170ZM181 255H182V253H181ZM186 255H182L183 257L185 256L186 257ZM191 255V254H190ZM207 255H208V253H207ZM206 255V256H207ZM234 255V254H233ZM244 255V254H243ZM246 255V254H245ZM4 256V255H3ZM5 256H6V254H5ZM30 256V255H29ZM156 256H159V254L158 255H156ZM163 256V255H162ZM177 256V255H176ZM178 256H179V253H178ZM182 256H180V258H179V260H178V262L180 261L181 263H182V261L180 260L181 259V257ZM192 256V255H191ZM220 256H221V254H220ZM230 256V255H229ZM249 257H250V259L252 258V256L255 258L254 259V261H256L257 259H262L261 260V262H259V264H263L264 263V247H262L261 249H259V250H257V251H255V252H253L252 254L250 253L249 255H248ZM0 257H1V254H0ZM8 257H10V255H8L7 256V260H8ZM182 257V258H183ZM201 256L199 255L198 256V258H200ZM204 257H205V255H204ZM203 256H202V258H204ZM209 257H211V256H209ZM208 257V260L209 259H211V258H209ZM217 257V256H216ZM166 258V257H165ZM189 258V257H188ZM195 258H196V256H195ZM198 258H196V259H198ZM246 258H248V257H246ZM6 259V257H4V260ZM10 259V258H9ZM154 259V258H153ZM160 259V258H159ZM175 259V258H174ZM186 259V258H185ZM189 259H192L193 261L191 262V260H189L190 262V264H192L193 262H195L194 261V259L193 258H189ZM204 259H206V261H207V257H205ZM213 259V258H212ZM222 258H220L219 260H217L216 261V263L217 262H219L220 260H221ZM238 259V258H237ZM249 259V258H248ZM249 259V260H250ZM6 260V261H7ZM154 260H156V259H154ZM158 260V259H157ZM166 260H168V259H165V262H166ZM182 260H184V258L182 259ZM198 260H200V263H201V259H198ZM226 260V259H225ZM235 260V259H234ZM241 260V259H240ZM239 260V261H240ZM243 260V259H242ZM9 261V260H8ZM171 261H173V260H171ZM175 261H177V260H174V263H175ZM188 261V260H187ZM211 261V260H210ZM209 261V262H210ZM213 261V260H212ZM231 261V260H230ZM237 261V260H236ZM253 261V262H254ZM259 261V260H258ZM5 262V261H4ZM12 262V261H11ZM160 261H158V263H159ZM179 262V263H180ZM205 262V261H204ZM208 262V261H207ZM214 262V261H213ZM212 262V263H213ZM229 262V261H228ZM227 262V263H228ZM232 262V261H231ZM238 262V261H237ZM237 262L235 263V261H234V263L235 264H237ZM243 262H245V260L243 261ZM1 263H3V261L1 262ZM13 263V262H12ZM157 263V262H156ZM180 263V264H181ZM184 263V262H183ZM187 263V262H186ZM185 263V264H186ZM216 263H214V264H216ZM248 263H249V261H248ZM251 263V262H250ZM256 263H258V262H256ZM6 264V263H5ZM9 264H10V262H9ZM165 264V263H164ZM177 264V263H176ZM188 264V263H187ZM202 264H204L203 262H202ZM209 264H211V262L209 263ZM221 264H222V261H221ZM225 264V263H224ZM230 264V263H229ZM233 264V263H232ZM240 264H242V263H240ZM245 264H247V263H245Z\"/></svg>",
  "mask_w": 264,
  "mask_h": 264
}]
</instances>
